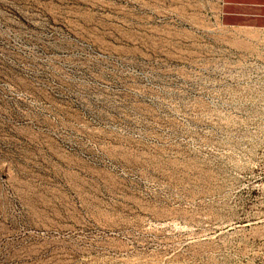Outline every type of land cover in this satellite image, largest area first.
Masks as SVG:
<instances>
[{
	"label": "rangeland",
	"instance_id": "374dc122",
	"mask_svg": "<svg viewBox=\"0 0 264 264\" xmlns=\"http://www.w3.org/2000/svg\"><path fill=\"white\" fill-rule=\"evenodd\" d=\"M218 7L0 0V264H262L264 72Z\"/></svg>",
	"mask_w": 264,
	"mask_h": 264
},
{
	"label": "crops",
	"instance_id": "0c3cea01",
	"mask_svg": "<svg viewBox=\"0 0 264 264\" xmlns=\"http://www.w3.org/2000/svg\"><path fill=\"white\" fill-rule=\"evenodd\" d=\"M218 19L226 43L248 56L264 46V0H218ZM258 55V54H257Z\"/></svg>",
	"mask_w": 264,
	"mask_h": 264
},
{
	"label": "built area",
	"instance_id": "2783aa9c",
	"mask_svg": "<svg viewBox=\"0 0 264 264\" xmlns=\"http://www.w3.org/2000/svg\"><path fill=\"white\" fill-rule=\"evenodd\" d=\"M258 49H259L258 55L253 57L254 58L253 59V61H254L253 65L256 66L257 62L261 63V65L259 67H257V69L259 70V72L262 73V72H264V46L258 47ZM262 264H264V261L262 262Z\"/></svg>",
	"mask_w": 264,
	"mask_h": 264
}]
</instances>
